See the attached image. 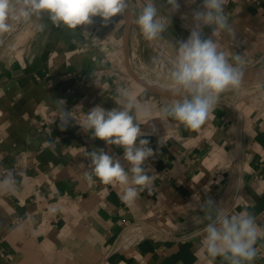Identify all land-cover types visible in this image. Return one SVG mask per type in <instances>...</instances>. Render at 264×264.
Wrapping results in <instances>:
<instances>
[{"label": "crops", "instance_id": "0c3cea01", "mask_svg": "<svg viewBox=\"0 0 264 264\" xmlns=\"http://www.w3.org/2000/svg\"><path fill=\"white\" fill-rule=\"evenodd\" d=\"M178 2L155 43L133 22L143 0H133L128 28L120 15L76 29L44 16L0 34V172L16 173L15 190L0 195V264H208L199 248L207 221H194L209 198L229 216L246 209L264 229V79L221 93L198 129L164 117L162 107L176 97L147 83H169L173 44L190 35L191 10L202 0ZM156 4L163 14L166 0ZM224 11L236 39H214L243 55V73L264 71V0H226ZM118 89L151 113L140 124L154 152L144 167L155 178L132 205L122 201L119 183L95 176L89 183L84 175L91 171L85 152L99 149L127 170L123 148L77 123L96 105L117 107ZM57 100L77 120L64 131ZM255 247L250 264H264V238Z\"/></svg>", "mask_w": 264, "mask_h": 264}, {"label": "clouds", "instance_id": "9594fccd", "mask_svg": "<svg viewBox=\"0 0 264 264\" xmlns=\"http://www.w3.org/2000/svg\"><path fill=\"white\" fill-rule=\"evenodd\" d=\"M133 0H0V34L7 33L20 22L39 20L44 16L57 27L76 29L91 25L94 17H100L107 25L113 17L127 18L131 13ZM196 4V0H188ZM226 0H202L199 6L191 10L190 35L186 40L173 44L175 56L167 72L169 81L166 91L176 97L173 103L162 107L164 117H170L187 128L198 129L205 123L215 108L221 93L230 89H239L242 84L244 57L225 50L214 37H227L234 41L236 32L225 15ZM181 5L178 0H166L161 8L156 0H143V7L133 19L146 41L155 43L170 26L172 16ZM182 14L181 19H187ZM45 25L39 24L43 30ZM211 28V34L205 36L204 29ZM86 31V30H85ZM120 99L117 107L105 109L100 105L91 108L85 118L77 122L76 117L67 109L60 108L65 103L57 100L60 108L57 118L60 130L64 131L70 120L76 122L94 139L104 141L109 146L123 148V160L130 167L126 170L121 159L110 155L103 149L85 152L89 157V171L84 175L89 183L93 176L103 184L119 183L124 187L121 199L128 205L137 200L139 193L151 188L154 175H148L152 169L144 167L145 161L154 156L148 147L149 140L141 138L140 120L150 117V109H141L130 91L118 89ZM79 107V106H78ZM55 120H53V123ZM153 131L155 126L153 125ZM0 195L15 190L16 173L12 170L0 172ZM201 209L205 215L196 217L195 223H204V236L199 248L208 258V264H215L222 257L227 264H245L257 255L255 247L260 238H264V229L256 223V217L246 209L233 215H226L211 198ZM58 208L51 206L50 213ZM213 211L215 216L212 215Z\"/></svg>", "mask_w": 264, "mask_h": 264}, {"label": "bare ground", "instance_id": "6f19581e", "mask_svg": "<svg viewBox=\"0 0 264 264\" xmlns=\"http://www.w3.org/2000/svg\"><path fill=\"white\" fill-rule=\"evenodd\" d=\"M245 75H250V76H248V78H245V79L242 78V84H241L240 88L245 84H249L252 82L259 81L262 79L261 77L264 76V74L263 73L261 74V72H259V71H250V72H247V74H245ZM249 77H251L252 79L250 80ZM147 83H149V85H151L152 88H154L158 91L170 94L168 91H166L168 83L154 82V81H147ZM240 88H239V90H240Z\"/></svg>", "mask_w": 264, "mask_h": 264}, {"label": "rangeland", "instance_id": "374dc122", "mask_svg": "<svg viewBox=\"0 0 264 264\" xmlns=\"http://www.w3.org/2000/svg\"><path fill=\"white\" fill-rule=\"evenodd\" d=\"M249 72H250V71H249ZM259 72H260V71H259ZM245 74H247V72H246V73H243V77H242L243 79L248 78V76H250V75H245ZM261 78L264 79V76H262ZM249 79L251 80L252 78L249 77ZM262 79H261V80H262ZM155 82H157V81H155ZM246 86H247L246 84L243 85V86L240 88V90L242 91V89H243L244 87H246ZM238 90H239V89H234V90H233V89H230V90H227V91H225V92H235V91H238ZM240 90H239V91H240Z\"/></svg>", "mask_w": 264, "mask_h": 264}, {"label": "water", "instance_id": "95a60500", "mask_svg": "<svg viewBox=\"0 0 264 264\" xmlns=\"http://www.w3.org/2000/svg\"><path fill=\"white\" fill-rule=\"evenodd\" d=\"M130 21H131V13H130V14L127 16V18H126L127 28H128L129 25H130ZM261 73L264 74V71H261Z\"/></svg>", "mask_w": 264, "mask_h": 264}]
</instances>
